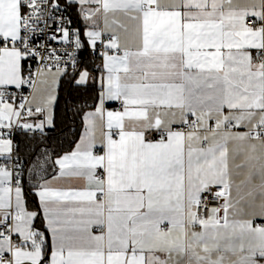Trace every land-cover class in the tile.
Returning a JSON list of instances; mask_svg holds the SVG:
<instances>
[{"label":"snow or ice","instance_id":"1","mask_svg":"<svg viewBox=\"0 0 264 264\" xmlns=\"http://www.w3.org/2000/svg\"><path fill=\"white\" fill-rule=\"evenodd\" d=\"M0 264H264V0H0Z\"/></svg>","mask_w":264,"mask_h":264},{"label":"trees","instance_id":"2","mask_svg":"<svg viewBox=\"0 0 264 264\" xmlns=\"http://www.w3.org/2000/svg\"><path fill=\"white\" fill-rule=\"evenodd\" d=\"M76 95H73V99ZM91 98V95L87 97ZM80 130V121L75 119L72 122V117L65 115L63 99L61 100L60 107L57 109L56 114V127L49 130L46 138H41L37 135L36 139L27 138L24 135H19L18 154L23 160L25 166H28V160L34 151H37L41 146H45L49 152L62 154L64 151L70 150L72 142L77 138ZM34 198V197H33ZM33 198L30 200V206H35Z\"/></svg>","mask_w":264,"mask_h":264},{"label":"built area","instance_id":"3","mask_svg":"<svg viewBox=\"0 0 264 264\" xmlns=\"http://www.w3.org/2000/svg\"><path fill=\"white\" fill-rule=\"evenodd\" d=\"M13 143H14V147H17V149H18V146H19V133L14 135Z\"/></svg>","mask_w":264,"mask_h":264},{"label":"crops","instance_id":"4","mask_svg":"<svg viewBox=\"0 0 264 264\" xmlns=\"http://www.w3.org/2000/svg\"><path fill=\"white\" fill-rule=\"evenodd\" d=\"M20 135V134H19ZM33 202L35 203V198H33ZM29 203H30V201H29ZM34 207V206H33Z\"/></svg>","mask_w":264,"mask_h":264}]
</instances>
